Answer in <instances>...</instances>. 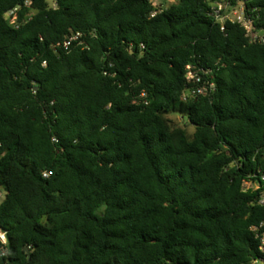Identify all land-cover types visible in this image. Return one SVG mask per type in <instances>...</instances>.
Segmentation results:
<instances>
[{
    "label": "trees",
    "instance_id": "16d2710c",
    "mask_svg": "<svg viewBox=\"0 0 264 264\" xmlns=\"http://www.w3.org/2000/svg\"><path fill=\"white\" fill-rule=\"evenodd\" d=\"M214 1L162 0L152 17L150 0H0V229L13 264L264 258L252 230L264 223V45L222 31ZM20 6L15 29L5 14ZM251 6L264 22V0ZM73 33L88 47L53 48ZM191 63L214 71L211 98L183 99ZM251 179L261 188L243 190Z\"/></svg>",
    "mask_w": 264,
    "mask_h": 264
},
{
    "label": "built area",
    "instance_id": "2783aa9c",
    "mask_svg": "<svg viewBox=\"0 0 264 264\" xmlns=\"http://www.w3.org/2000/svg\"><path fill=\"white\" fill-rule=\"evenodd\" d=\"M173 2V0H168ZM252 0H216L211 3L209 10V17H211L214 23L219 24L222 31H225L227 24H235L242 27L245 32V36L250 44L264 45V22L261 21V15L258 13L257 7L251 6ZM154 11L152 17H156L163 11L165 5L162 0H150ZM32 3L27 1L24 7L31 8ZM23 10V7H17L10 10L5 14V18L8 23L15 29L20 28L19 14ZM86 34L73 33L68 36L63 42L53 46L54 49L70 50L74 45L78 47L87 48L88 45L85 42ZM144 48V45H141ZM46 65V62H44ZM186 87L183 99L185 101L193 100L199 97L211 98L217 91V84L215 81V74L211 68H204L193 63L186 66ZM143 97H146L145 93H142ZM52 176V172H44V178L48 179ZM264 181V176H263ZM256 183V187L251 188L249 184ZM261 188V183L258 179H251L244 183L242 187L245 191H255ZM7 197V191L4 188H0V203ZM260 205H264V195L259 201ZM255 232L256 238L261 242L260 250L264 254V223L260 226L252 227ZM9 238L8 234L0 229V259L3 260V264H13L9 259ZM250 264H264V258H257L252 260Z\"/></svg>",
    "mask_w": 264,
    "mask_h": 264
},
{
    "label": "rangeland",
    "instance_id": "374dc122",
    "mask_svg": "<svg viewBox=\"0 0 264 264\" xmlns=\"http://www.w3.org/2000/svg\"><path fill=\"white\" fill-rule=\"evenodd\" d=\"M50 7H54L56 6V0H47ZM164 4V2H162ZM168 3H171V2H167V5ZM170 118L173 120V122L178 125V126H181L185 129H187L188 133H189V136L192 137V135H194L195 131H196V128L190 124L189 120L187 118H184V117H181V116H178V115H171ZM250 186H253L251 188H254L256 187V183H252V184H249Z\"/></svg>",
    "mask_w": 264,
    "mask_h": 264
},
{
    "label": "water",
    "instance_id": "95a60500",
    "mask_svg": "<svg viewBox=\"0 0 264 264\" xmlns=\"http://www.w3.org/2000/svg\"><path fill=\"white\" fill-rule=\"evenodd\" d=\"M26 251L28 252V249H26Z\"/></svg>",
    "mask_w": 264,
    "mask_h": 264
}]
</instances>
